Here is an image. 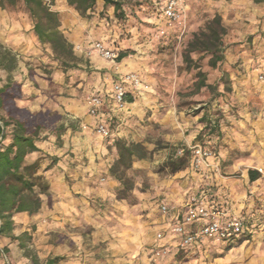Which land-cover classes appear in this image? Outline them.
<instances>
[{"label": "clouds", "instance_id": "clouds-1", "mask_svg": "<svg viewBox=\"0 0 264 264\" xmlns=\"http://www.w3.org/2000/svg\"><path fill=\"white\" fill-rule=\"evenodd\" d=\"M0 264H264V0H0Z\"/></svg>", "mask_w": 264, "mask_h": 264}]
</instances>
